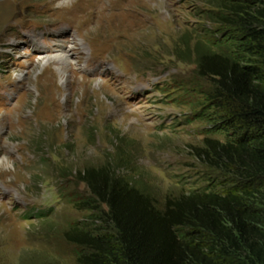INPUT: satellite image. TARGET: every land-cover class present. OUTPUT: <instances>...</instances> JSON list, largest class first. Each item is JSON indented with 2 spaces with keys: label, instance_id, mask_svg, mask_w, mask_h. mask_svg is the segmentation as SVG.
Listing matches in <instances>:
<instances>
[{
  "label": "rangeland",
  "instance_id": "1",
  "mask_svg": "<svg viewBox=\"0 0 264 264\" xmlns=\"http://www.w3.org/2000/svg\"><path fill=\"white\" fill-rule=\"evenodd\" d=\"M225 1L0 0V264H76L88 251L67 240L73 225L115 239L81 182L91 168L158 208L250 186L264 211V183L246 186L200 152L228 137L227 103L196 69L216 52L210 39L241 35L210 19Z\"/></svg>",
  "mask_w": 264,
  "mask_h": 264
},
{
  "label": "trees",
  "instance_id": "2",
  "mask_svg": "<svg viewBox=\"0 0 264 264\" xmlns=\"http://www.w3.org/2000/svg\"><path fill=\"white\" fill-rule=\"evenodd\" d=\"M215 8L210 19L241 35L210 39L216 52L196 63L197 75L227 103L220 126L228 137L205 139L200 152L246 186L264 183V0H227ZM81 182L92 203L107 207L115 239L73 225L67 240L88 251H79L76 264H264V211L251 202L258 192L250 186L222 194L191 190L158 208L106 168L83 171ZM238 252L243 261L232 258Z\"/></svg>",
  "mask_w": 264,
  "mask_h": 264
},
{
  "label": "bare ground",
  "instance_id": "3",
  "mask_svg": "<svg viewBox=\"0 0 264 264\" xmlns=\"http://www.w3.org/2000/svg\"><path fill=\"white\" fill-rule=\"evenodd\" d=\"M90 1H92L93 3H96V4H101L102 3V0H90ZM67 2H69V0H64V3H67ZM82 5H84L83 3H82ZM82 5L80 6V3H75V4H73V10L71 11V12H76V11H79V10H81V11H83V7H82ZM87 5H91V3L89 4L87 1H86V7H87ZM72 7V6H71ZM93 7V6H92ZM61 8V7H60ZM59 8V13H61L62 12V8L60 9ZM70 8V7H69ZM102 8V7H101ZM72 9V8H71ZM87 10V9H86ZM65 11H67L66 9H63V12H65ZM69 11V10H68ZM89 12V11H88ZM67 14V13H66ZM69 14V13H68ZM73 14V13H72ZM72 14H70V15H72ZM76 14V13H75ZM78 14V13H77ZM76 14V15H77ZM84 14V13H83ZM85 15V14H84ZM73 16V15H72ZM71 19V18H70ZM75 19V18H74ZM74 21V20H73ZM65 41V40H64ZM62 43V42H61ZM78 46H81L80 44H78ZM34 49H36V48H40V51H38V52H41L40 53V55H42L43 53H46V52H42L41 50H42V47H38V46H34L33 47ZM60 53H63L62 52V49H61V51H60ZM60 57L61 58H67L65 55H60ZM55 58V57H54ZM63 59V60H64ZM62 60V59H61ZM50 61V60H49ZM69 61V60H68ZM55 62V61H54ZM58 64H59V62H58ZM60 64H62V62L60 63ZM59 64V65H60ZM39 65V64H38ZM62 66V65H61ZM64 66H65V64H64ZM60 67V66H59ZM62 69V68H61Z\"/></svg>",
  "mask_w": 264,
  "mask_h": 264
}]
</instances>
